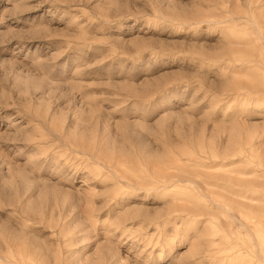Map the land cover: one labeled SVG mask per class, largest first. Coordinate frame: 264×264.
Returning a JSON list of instances; mask_svg holds the SVG:
<instances>
[{
    "label": "rangeland",
    "instance_id": "1",
    "mask_svg": "<svg viewBox=\"0 0 264 264\" xmlns=\"http://www.w3.org/2000/svg\"><path fill=\"white\" fill-rule=\"evenodd\" d=\"M0 264H264V0H0Z\"/></svg>",
    "mask_w": 264,
    "mask_h": 264
},
{
    "label": "bare ground",
    "instance_id": "2",
    "mask_svg": "<svg viewBox=\"0 0 264 264\" xmlns=\"http://www.w3.org/2000/svg\"><path fill=\"white\" fill-rule=\"evenodd\" d=\"M236 13H237V12H236ZM243 13H244V12H243ZM237 14H238V13H237ZM244 14H245V13H244ZM240 15H241V14H240ZM240 15H239V16H240ZM240 17H242V15H241Z\"/></svg>",
    "mask_w": 264,
    "mask_h": 264
}]
</instances>
